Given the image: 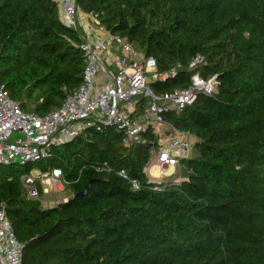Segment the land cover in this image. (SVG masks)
Segmentation results:
<instances>
[{
    "label": "trees",
    "instance_id": "16d2710c",
    "mask_svg": "<svg viewBox=\"0 0 264 264\" xmlns=\"http://www.w3.org/2000/svg\"><path fill=\"white\" fill-rule=\"evenodd\" d=\"M75 3L153 57L157 72L180 64L149 80L153 94L187 87L195 72L216 75L217 88L163 112L195 140L178 179L159 189L143 170L161 145L151 126L130 146L115 126L88 127L48 157L0 164V204L22 244L21 264H264V0ZM60 13L51 0H0V84L24 112L57 108L82 81L83 36ZM195 56L201 62L191 68ZM133 103L131 115L142 114L149 98ZM54 167L69 198L43 207L20 176Z\"/></svg>",
    "mask_w": 264,
    "mask_h": 264
},
{
    "label": "built area",
    "instance_id": "2783aa9c",
    "mask_svg": "<svg viewBox=\"0 0 264 264\" xmlns=\"http://www.w3.org/2000/svg\"><path fill=\"white\" fill-rule=\"evenodd\" d=\"M51 1L63 11L64 22L77 28L79 8L75 0ZM79 47L85 61L82 81L71 93H66L61 104L53 110L44 114L24 112L0 84V164L48 157L53 147L83 133L88 127L115 126L123 133V143L130 146L143 141L142 134L149 126L154 131L155 125H166L167 141L161 143L156 156L148 163L154 172L146 174L148 181L155 184L153 188L159 189V184L169 180V176L162 177L163 167L176 165L179 159L191 156L193 137L190 132L166 123L163 112L183 109L196 99L198 93L211 95L217 88L216 75L202 77L195 72L187 87L155 95L148 86L149 80L174 75L179 63L167 72H157L153 57H143L129 42L110 32L93 41L82 38ZM200 62L201 57L195 56L188 66L193 68ZM140 95L149 98L148 107L142 114L131 115L135 109L133 99ZM14 132L23 136L11 138ZM118 175L128 179L122 170ZM20 182L27 197L39 198L46 191L43 185L62 189L68 181L61 169L54 167L44 171L33 169L21 175ZM130 182L133 187L137 186L135 180ZM68 198L63 195L53 200L58 203ZM21 257L22 244L16 240L5 207L0 204V262L21 264Z\"/></svg>",
    "mask_w": 264,
    "mask_h": 264
},
{
    "label": "rangeland",
    "instance_id": "374dc122",
    "mask_svg": "<svg viewBox=\"0 0 264 264\" xmlns=\"http://www.w3.org/2000/svg\"><path fill=\"white\" fill-rule=\"evenodd\" d=\"M78 13V11H77ZM154 128V133L158 136V141L159 143H165L167 141V137L165 135V129L166 125H155ZM18 136H23L22 133L20 132H14L11 135V138H15ZM195 140L194 137H191V143L193 144V141ZM192 146V145H191ZM192 150L189 152L190 155H192ZM147 175H151L152 172H154V169L147 165ZM178 171H179V166L178 164L176 165H168L163 167L162 169V177H168V176H174L175 179H178ZM43 188L46 189L41 195H40V200L42 203L43 207H50L56 204V202L53 199H58L59 197H62L63 195L66 196L67 193L65 194L64 192L65 189L62 187V189H57L56 187H49V185H43Z\"/></svg>",
    "mask_w": 264,
    "mask_h": 264
},
{
    "label": "crops",
    "instance_id": "0c3cea01",
    "mask_svg": "<svg viewBox=\"0 0 264 264\" xmlns=\"http://www.w3.org/2000/svg\"><path fill=\"white\" fill-rule=\"evenodd\" d=\"M61 20L65 19L64 14L60 13ZM77 28L83 38L93 41L107 34L106 29L101 26L92 14L81 10L77 13Z\"/></svg>",
    "mask_w": 264,
    "mask_h": 264
},
{
    "label": "water",
    "instance_id": "95a60500",
    "mask_svg": "<svg viewBox=\"0 0 264 264\" xmlns=\"http://www.w3.org/2000/svg\"><path fill=\"white\" fill-rule=\"evenodd\" d=\"M60 12L63 14V11L62 10H60ZM63 21H64V19H63ZM92 181L93 180L88 181L87 184L80 191H77L74 194V196L80 197V196L84 195L87 192L88 188L90 187V184H91ZM0 264H1V262H0Z\"/></svg>",
    "mask_w": 264,
    "mask_h": 264
}]
</instances>
